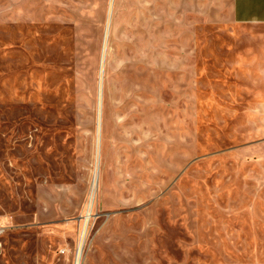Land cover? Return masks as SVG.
I'll use <instances>...</instances> for the list:
<instances>
[{
  "label": "rangeland",
  "instance_id": "rangeland-1",
  "mask_svg": "<svg viewBox=\"0 0 264 264\" xmlns=\"http://www.w3.org/2000/svg\"><path fill=\"white\" fill-rule=\"evenodd\" d=\"M0 264H264V25L0 0Z\"/></svg>",
  "mask_w": 264,
  "mask_h": 264
},
{
  "label": "crops",
  "instance_id": "crops-1",
  "mask_svg": "<svg viewBox=\"0 0 264 264\" xmlns=\"http://www.w3.org/2000/svg\"><path fill=\"white\" fill-rule=\"evenodd\" d=\"M232 18L237 25H264V0H232Z\"/></svg>",
  "mask_w": 264,
  "mask_h": 264
},
{
  "label": "bare ground",
  "instance_id": "bare-ground-1",
  "mask_svg": "<svg viewBox=\"0 0 264 264\" xmlns=\"http://www.w3.org/2000/svg\"><path fill=\"white\" fill-rule=\"evenodd\" d=\"M106 41H107V35H106V38H105V43H106ZM96 174H95V179H96ZM79 255H80V252H79ZM79 258V257H78Z\"/></svg>",
  "mask_w": 264,
  "mask_h": 264
}]
</instances>
